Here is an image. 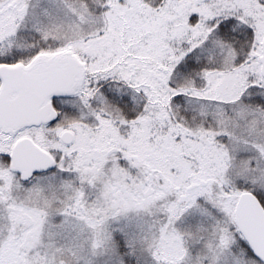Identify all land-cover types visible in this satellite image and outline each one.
I'll use <instances>...</instances> for the list:
<instances>
[{
  "label": "snow or ice",
  "instance_id": "6c2138e0",
  "mask_svg": "<svg viewBox=\"0 0 264 264\" xmlns=\"http://www.w3.org/2000/svg\"><path fill=\"white\" fill-rule=\"evenodd\" d=\"M0 264H264V0H0Z\"/></svg>",
  "mask_w": 264,
  "mask_h": 264
}]
</instances>
